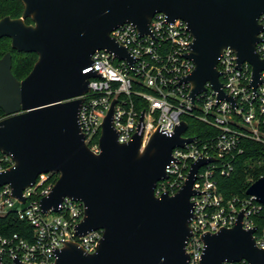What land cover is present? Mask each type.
<instances>
[{
	"label": "water",
	"instance_id": "water-1",
	"mask_svg": "<svg viewBox=\"0 0 264 264\" xmlns=\"http://www.w3.org/2000/svg\"><path fill=\"white\" fill-rule=\"evenodd\" d=\"M19 18L0 19V40H10L18 53L37 59L29 74L17 80L10 53L0 57V154L13 165L0 172V187L8 185L11 197L24 203L23 192L38 176H58L50 193L39 202L43 213L57 211L63 198L80 201L83 218L76 235L101 229L95 252L86 253L66 242L55 251V264H188L185 246L193 218L190 198L198 169L208 160L198 159L182 187L174 194L155 196L158 182L166 178L171 152L192 138H182L185 122L172 135L154 132L142 146L141 137L118 143L112 126V103L101 125L98 154L84 143L78 113L95 72L90 67L95 51L105 50L132 64L126 49L110 33L131 24L140 35H150L155 14L168 22L181 20L192 41L186 58L194 69L180 80L190 85L189 99L209 84L217 100L235 106L221 90L218 59L224 49L235 53L237 68L251 66L250 87L256 93L264 60L254 52L264 30L258 18L264 0H18ZM29 19L30 24L25 21ZM245 194L264 205V177ZM242 213L235 226L206 233L199 264L223 262L264 264V250L255 246L254 230H243ZM1 264V262H0ZM13 264H22L15 260Z\"/></svg>",
	"mask_w": 264,
	"mask_h": 264
},
{
	"label": "built area",
	"instance_id": "built-area-1",
	"mask_svg": "<svg viewBox=\"0 0 264 264\" xmlns=\"http://www.w3.org/2000/svg\"><path fill=\"white\" fill-rule=\"evenodd\" d=\"M257 22L264 30V14ZM149 30L150 35H140L131 24H124L110 33L126 49L132 64L105 50L92 54L91 65L83 73L95 72L98 78L89 79V91L81 97L78 113L85 145L94 154L100 152L101 125L113 102L112 126L121 144L137 136L144 146L154 132L172 135L185 122L187 130L181 137L193 140L172 150L171 161L165 169L166 178L157 183L155 196L174 195L186 181L191 166L200 158L208 160L198 169L192 187L196 193L190 198L193 218L189 223L191 236L185 246L188 264H199L203 250L201 237L232 228L239 213H242L243 230H254L255 246L264 250V205L246 194L243 198L226 199L216 179L218 175L233 172L234 160L244 152L242 140L264 146L261 129L264 71L260 73L262 83L253 93L251 66L245 62L237 68L235 53L224 49L217 63L219 82L223 93L235 99V106L226 100H217V92L208 83L192 104L190 85L180 82L194 69L186 58L192 41L186 24L181 20L170 23L165 15L158 13L152 17ZM258 37L260 42L254 52L264 60V31ZM186 118L203 123L215 130V134L189 135ZM12 165L10 156L0 155V172ZM51 176H38L34 185L24 190L23 204L11 197L8 185L0 187V216L14 211L19 220L32 228V235L26 239L16 234L0 235L1 264H13L15 260L22 264H55V251L66 242L76 243L86 253L95 252L103 231L76 235L84 213L80 201L63 198L56 212H42L39 202L54 185Z\"/></svg>",
	"mask_w": 264,
	"mask_h": 264
},
{
	"label": "trees",
	"instance_id": "trees-1",
	"mask_svg": "<svg viewBox=\"0 0 264 264\" xmlns=\"http://www.w3.org/2000/svg\"><path fill=\"white\" fill-rule=\"evenodd\" d=\"M23 6L18 0H0V19L10 17L19 18L22 14ZM30 24V20H26ZM12 57V74L17 80H22L31 71L36 62V55L33 53H18L11 49L10 40H0V57L6 53ZM4 118L0 110V120ZM188 124V134L195 137H204L205 134H215V130L191 118H186ZM262 132L264 133V114L262 115ZM241 147L244 152L234 160L233 172L226 176H216L219 190L228 199L234 196L243 198L245 191L251 184L264 177V146L249 140H242ZM1 155V154H0ZM58 176L52 174V182H56ZM16 234L26 239L32 235V228L25 221L19 220L14 211L0 216V235L9 236ZM243 264V263H239Z\"/></svg>",
	"mask_w": 264,
	"mask_h": 264
},
{
	"label": "flooded vegetation",
	"instance_id": "flooded-vegetation-1",
	"mask_svg": "<svg viewBox=\"0 0 264 264\" xmlns=\"http://www.w3.org/2000/svg\"><path fill=\"white\" fill-rule=\"evenodd\" d=\"M25 23H26V21H25ZM30 23H31V21H30ZM27 24V23H26ZM9 53V52H8Z\"/></svg>",
	"mask_w": 264,
	"mask_h": 264
}]
</instances>
